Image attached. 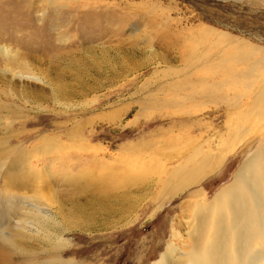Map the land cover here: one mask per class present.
Segmentation results:
<instances>
[{"label":"rangeland","instance_id":"1","mask_svg":"<svg viewBox=\"0 0 264 264\" xmlns=\"http://www.w3.org/2000/svg\"><path fill=\"white\" fill-rule=\"evenodd\" d=\"M95 1L0 0V47L8 48L9 54L12 52L13 58L16 57L7 60L0 55V107L11 105L18 114L17 121L5 114L0 139L8 137L7 125L11 123L15 134L24 129L22 137L33 135L28 140L21 136L11 138L12 147L33 151L41 146L44 136L57 135L64 147L72 148L67 131L81 125L91 146L102 148L99 158L103 163L116 168L128 162L140 169L150 164L152 171H145L142 186L151 183L150 175L158 174L157 189L153 186L139 190L131 183L123 185L127 193L119 190L117 194H126L123 204L115 201L117 197L99 200L97 191L79 192L62 182L58 175L67 169L64 158L72 160L76 155L68 158L60 153L63 160L53 166L55 171L51 172L55 176L50 178L54 190L62 193L63 198H51L47 186L37 190L35 197L28 190L14 191L24 197L22 200L33 197V201L41 202V214L50 220L49 227L40 229L43 233L37 231L40 235L27 239L22 246L29 252L34 248L40 261L47 260L55 254L50 250L51 242L46 240L56 233L67 244L60 252L55 250L62 261L151 264L164 252V242L170 239L172 227L179 232L184 228L186 212L180 206L188 193L169 198L171 192L159 186L164 182L163 165L169 163L164 155L150 157L149 153L154 147L164 146L170 138L175 139L177 147L174 151L169 149L173 153L185 151L191 144L214 148L239 121L236 115L226 113L237 102L235 93L229 97L230 104L199 101L179 109L154 105V99L163 98L159 90L171 87L189 72L194 52L199 57L197 65L221 62L234 49L252 45L262 47L258 53L264 55V0ZM19 74L24 78L20 79ZM204 75L205 71L199 76ZM217 77L221 78L220 74ZM40 89L47 98L39 103L29 106L20 100V96L32 100ZM5 111L0 108V116ZM26 120L34 124L24 125ZM139 142L150 145L152 150H143ZM252 150L253 146L246 152L229 153L221 168L202 180L199 189L204 191L205 200L210 201L233 181ZM82 153L84 159L74 160L73 174L82 172L81 168H91L93 172L98 170V175H109L102 174L108 170L100 167L101 162H88L85 152ZM45 159V156L32 158L31 166L44 171L47 164L51 166ZM169 165L167 168L172 167ZM2 177L1 174L0 190L4 188ZM25 204L19 214H29L32 204L28 201ZM2 205L8 207L6 203ZM107 205L115 208L124 205L128 211L110 217L103 210ZM15 209L18 210L15 207L12 213ZM17 221L11 217L7 227L10 229ZM30 231L36 233V229ZM30 255L14 261L29 262Z\"/></svg>","mask_w":264,"mask_h":264},{"label":"bare ground","instance_id":"2","mask_svg":"<svg viewBox=\"0 0 264 264\" xmlns=\"http://www.w3.org/2000/svg\"><path fill=\"white\" fill-rule=\"evenodd\" d=\"M95 3L96 1L93 4L95 5ZM262 49V47L255 45L246 49H234L221 62L211 64H203L202 62L200 65H197L198 54L194 52L188 64L189 72L183 79L179 77L171 87L159 90L163 98L156 96V99H154V105L158 106L160 103L164 107L179 109L186 108L193 103H199V101L206 103L225 102L228 104L230 102L229 97L235 93L234 99H237V102L232 103L231 109L226 113L229 116L236 115L239 121L235 125L233 124L226 137L220 138L218 143L213 145L214 148L203 149L188 144L189 147L186 146L185 151L183 149L181 152L178 150V152L173 153L170 150L174 151L177 148L173 138H170L160 148L154 147V150L149 147L150 145L145 146V141V143H138V145L143 146V150L147 151V148H149V152L152 150L149 153L150 157L164 155L166 162L172 165L170 168H167L170 166L169 164L163 165L164 182L158 181V183H161L159 184L161 188L171 192L169 198L188 193L187 199L180 206L186 212L187 222L184 228H181L182 230L179 232L172 227L170 239L164 242V252L159 259L151 264H264V55L260 56L258 53V50ZM0 53L6 59L16 58H13L12 52L9 54L10 51L3 45L0 47ZM24 66L26 67V65ZM204 71L206 75L199 76ZM217 74H220L221 78L217 77ZM18 77L20 79L24 78L22 74H19ZM32 79L35 80L36 78L32 77ZM37 81L42 80L37 79ZM240 87H243V90L238 91ZM165 90L167 92H164ZM237 92L242 93L240 95ZM44 93L42 90H37L32 97L35 102H32L33 99H23L21 96L20 100L25 101L24 103L30 106L46 99ZM0 108L7 110L5 111L7 113L1 112V130L2 119L6 117L5 114L14 121H17L18 114H15V110L11 105L2 104ZM142 109L143 107H141ZM33 124L34 122L31 120L24 122V125L27 126ZM7 126L8 137L0 139V175H3L1 180L4 181V188L0 190V264H18L14 261L15 258L25 257L29 254H31L27 258L29 262L25 260L23 263L21 262L22 264H76L73 261H62L56 255L55 250L60 252L67 245L62 240L63 237L56 233L51 236L48 234L50 237L46 240L51 242L49 243L51 244L50 250L54 252V256L40 261L34 248H32L33 251L31 250L32 253L26 251L23 247L26 240L38 236L37 234L40 235V232L37 233V231L49 227L50 220L47 216H42L41 207L43 205L41 202L33 201L32 196L31 199H23V201L22 198L24 197L14 192L28 190L35 197L37 190L47 186L51 198H63L62 193L54 190L53 180L50 177L54 178L55 175L51 172L53 171L52 168L56 163L63 160L65 154L68 158L76 155V160L64 158L63 162H66L67 169L64 172H59L58 176L61 177L59 178L69 185L68 187L78 188L79 192L82 190L97 191L99 200L117 197L115 201L123 204L126 200L124 199L126 194H123L126 190L122 189L123 185L129 186L131 183L132 186H138L139 190L153 186L157 189L158 174L149 177L154 183L151 181L152 184L148 182L145 186H142L145 184L144 182L142 184L145 171H152L150 164L140 169L128 162L124 166L116 168L103 163L99 158V151L102 148L91 146V143L83 134L84 127L81 125L67 131L70 140L68 141L72 144V148L64 147L62 139L55 135L44 136L41 140V146H37L33 151H27L21 146L12 147L10 139H20L25 131L23 129L15 134L11 123ZM30 135L32 134L24 135L22 138L26 140L33 138V135ZM252 146L253 150L239 166L233 181L217 192L210 201L205 200L204 191L199 189L202 180L204 181L206 177L212 175L217 170L216 168L224 163L229 153H240L243 150L246 152ZM68 150L72 153L68 154ZM82 151L85 152L88 162L95 164L101 162V166H99L108 170L102 174L109 175H98L96 172L98 170L95 169L93 172L91 168H81L82 172L73 174L74 160L80 161L84 157ZM165 151L168 152L167 154L170 152V154L165 155ZM60 153L64 154L61 155ZM97 153L98 155L93 156ZM43 156L47 157L45 160H48L51 166L47 164L44 171L31 166L32 158H42ZM174 164L175 166H173ZM25 169L29 171L22 172L23 175L20 174ZM119 190H123V193L117 196ZM162 191L160 190V192ZM157 194H159V190ZM71 195L73 194L71 193ZM25 200L32 204L30 205L32 208H30L29 214L22 215L18 211L24 206ZM161 201L162 198H160V203ZM4 203L8 207L4 208L2 205ZM14 206L18 210L15 209L16 211L12 213ZM123 206L115 208L107 205L103 210L108 213V216L116 217L121 215L122 212L128 211ZM13 215H16V217H13ZM11 217L18 219V221L9 229L7 223L9 220L11 221ZM31 229H36V233H31ZM54 236L56 239H54Z\"/></svg>","mask_w":264,"mask_h":264}]
</instances>
